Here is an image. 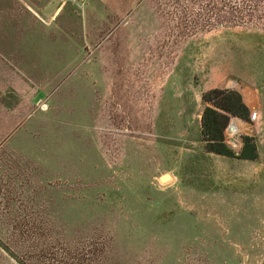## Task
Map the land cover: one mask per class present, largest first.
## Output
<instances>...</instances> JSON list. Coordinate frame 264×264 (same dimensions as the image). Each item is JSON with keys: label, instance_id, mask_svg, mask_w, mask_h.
<instances>
[{"label": "rangeland", "instance_id": "rangeland-1", "mask_svg": "<svg viewBox=\"0 0 264 264\" xmlns=\"http://www.w3.org/2000/svg\"><path fill=\"white\" fill-rule=\"evenodd\" d=\"M0 264H264V0H0Z\"/></svg>", "mask_w": 264, "mask_h": 264}, {"label": "trees", "instance_id": "trees-1", "mask_svg": "<svg viewBox=\"0 0 264 264\" xmlns=\"http://www.w3.org/2000/svg\"><path fill=\"white\" fill-rule=\"evenodd\" d=\"M214 97H216V99L218 98V102L217 100L214 101L215 104L224 111L235 114L233 108L239 107L242 112L240 113L242 115L239 114L240 116L247 114V109L240 102L238 94L232 91L214 89L203 95L205 101H213ZM219 100H222V102ZM227 118V114H222L210 106L204 108L201 116V126L202 133L206 135V148L208 151L217 154L234 156L242 159H254L256 157V152L254 145L251 143V137L244 136L243 146L238 154H234V152L224 144L223 128L226 125Z\"/></svg>", "mask_w": 264, "mask_h": 264}, {"label": "bare ground", "instance_id": "bare-ground-1", "mask_svg": "<svg viewBox=\"0 0 264 264\" xmlns=\"http://www.w3.org/2000/svg\"><path fill=\"white\" fill-rule=\"evenodd\" d=\"M248 99H250V98H248ZM244 129H245L244 124L240 120L233 119L231 121L230 127H228L227 131H228V134L230 136H234L235 133L240 132V131H242ZM168 178H169V175L168 174H165V175H162L160 179L162 181H165Z\"/></svg>", "mask_w": 264, "mask_h": 264}, {"label": "built area", "instance_id": "built-area-1", "mask_svg": "<svg viewBox=\"0 0 264 264\" xmlns=\"http://www.w3.org/2000/svg\"><path fill=\"white\" fill-rule=\"evenodd\" d=\"M76 1L79 2V3L83 2V0H76ZM250 118H251L252 120H254V119L256 118V113H255V112L251 113V114H250Z\"/></svg>", "mask_w": 264, "mask_h": 264}, {"label": "water", "instance_id": "water-1", "mask_svg": "<svg viewBox=\"0 0 264 264\" xmlns=\"http://www.w3.org/2000/svg\"><path fill=\"white\" fill-rule=\"evenodd\" d=\"M228 127H230V125H229ZM164 175H165V174H164Z\"/></svg>", "mask_w": 264, "mask_h": 264}]
</instances>
